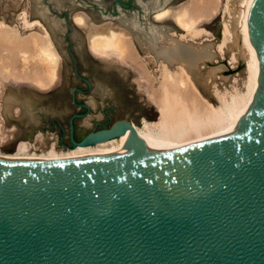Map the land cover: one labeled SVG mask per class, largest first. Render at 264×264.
Masks as SVG:
<instances>
[{"label":"water","instance_id":"1","mask_svg":"<svg viewBox=\"0 0 264 264\" xmlns=\"http://www.w3.org/2000/svg\"><path fill=\"white\" fill-rule=\"evenodd\" d=\"M178 1L30 0V19L44 22L62 56L63 79L45 92L8 87L2 113L15 135L5 148L42 129L69 147L127 132L136 142L116 155L0 158V264H264V79L232 129L147 151L132 127L158 112L134 89L133 70L90 56L71 19L79 8L114 19L141 53L147 45L157 61L181 63L214 101L209 77L228 81L237 69L212 62L220 16L203 23L215 39L182 42L167 33L182 31L171 18L151 17ZM249 32L264 69V0L254 1Z\"/></svg>","mask_w":264,"mask_h":264},{"label":"bare ground","instance_id":"2","mask_svg":"<svg viewBox=\"0 0 264 264\" xmlns=\"http://www.w3.org/2000/svg\"><path fill=\"white\" fill-rule=\"evenodd\" d=\"M18 1L19 0H6L1 8L2 16H6L5 10L8 13L9 6L16 7ZM197 1L201 2L203 0ZM210 1L212 5L209 6L211 7L209 13H207L209 10L207 11L206 9L211 2L209 4L207 3L208 5L204 7V5L198 4L196 1L183 0L178 3L166 4L165 8L153 11L151 17L159 21L171 18L175 25L183 31L177 33L175 30L169 29L167 30L168 35L177 36L182 42L191 40L197 44H204V42L213 40V38L207 37L202 41H195L192 36L199 35V33L202 32L206 35H210L209 32L200 25L204 21L208 22L215 17L219 8V2H222V38L215 43V51L218 52L219 56H214L212 59H215L216 62H220L228 55V63L231 67H235L239 59L242 58L244 61L243 70L246 72L244 80L245 90H235L229 94L226 92L221 93L219 87L227 80L209 77V89L212 94L218 98V102L216 101L213 103L197 88L194 78L181 63H171L164 57L159 58L157 61L155 54L145 45L141 58L147 66V71L143 69L142 73L144 71L148 73L149 75L147 74L146 76L150 79L152 77H150V74L153 75V79L150 83L151 88L148 86L150 89L145 86L147 83L143 85L138 79L137 89L138 91L145 92L146 99L155 106L158 116L151 120L142 117L140 124L132 127L135 134L139 137L140 146H142L144 150L151 151L153 148L161 146L168 148L181 147L189 143L203 141L221 135L225 133V131L235 127L236 124L243 119L260 92V87L264 79V69L260 54L256 50L251 38V33L249 32V14L252 11L255 0ZM193 2L194 4L196 2L197 5H202L206 8L203 10V12L205 11L206 13H201L200 10L202 9L197 12L196 10H192V8L197 6H193ZM204 2L203 4H205ZM28 3L29 2L25 3L19 13L11 12V18L13 20L15 18V21H18L20 24L16 29L13 27L10 28L9 33L11 32L15 36L12 48L15 46L14 48L17 49L16 52L20 55L21 59L24 60V63L27 61L28 56H30L34 58L35 65L32 66L34 62L32 63L29 59L31 62H28L32 64V68L30 67V70L24 69L26 65H22V67H20L22 69L17 68L18 71L15 74H12L14 73V69L7 67L10 63L2 66V69L0 68L1 71L8 69L6 70L7 75L12 76L8 82H5L8 79L6 78L4 82L1 81L0 83V158L41 161L56 160L61 158L116 155L117 153L126 152L134 147L136 139L131 132H127L124 137L115 135L93 143L73 145L65 149L61 148V150L55 147L54 142L43 147L42 144L45 138L44 134L41 133L34 143L22 140L18 141L14 151L5 152L1 149V147L5 146L6 142L15 135L14 125L12 123H4V113H2L3 98L8 87L12 86V82L16 84L25 82L37 91H49L57 86L61 79V56L57 53L58 50L56 51L50 32L43 21L38 20V18L30 20L25 16L27 15L25 14V10H27L25 8H27L26 6ZM72 19L74 23L82 29L84 37H86L88 50L93 56H97L107 63L117 62V64L120 65L130 64L127 57L131 56H129V54L127 55V53H130L129 43L130 41L131 43L133 42L134 36H132V33H130L127 27L119 24L114 19L95 21L91 19L88 12L81 9H76L72 13ZM3 24L5 26L8 25L0 19V26H3ZM5 29L6 28H4V30ZM0 34H2L1 31ZM189 35H191V37H189ZM7 45L10 47L12 43ZM132 46L133 45H131V47ZM10 49L11 47L9 50ZM133 49L136 48L134 47ZM27 51H30V53H26ZM6 52L4 55L5 60L9 58L8 52ZM12 52L13 51H11V54ZM16 52L14 54H16ZM226 52L228 54H226ZM133 53L130 55H133ZM11 54H9L11 56L10 59L13 61L14 59ZM135 54L133 56L136 58ZM138 64L139 63H137V65ZM140 66L142 67V65ZM138 73H140L139 77H143L140 71H138ZM238 76H241V74L237 73L229 77L228 80L230 81V79H233L234 81ZM149 78L147 81L148 83L150 81ZM0 80H2L1 76ZM12 87L19 88L20 86L15 85ZM188 88L191 90H188ZM237 88L238 87H236V89ZM157 91H160V95L158 94L156 96L155 93Z\"/></svg>","mask_w":264,"mask_h":264},{"label":"rangeland","instance_id":"3","mask_svg":"<svg viewBox=\"0 0 264 264\" xmlns=\"http://www.w3.org/2000/svg\"><path fill=\"white\" fill-rule=\"evenodd\" d=\"M181 1H183V0H180V2ZM192 1H196L198 4H202V5H204V7L205 6H207L211 1L209 0H203V1H201V2H198L197 0H192ZM205 1V2H204ZM223 2L225 1V0H222ZM5 2H6V0H0V19H1V21H4V23L5 24H8V25H4L3 24V26H0V31H1V33L2 34H0V50H1V52H0V55H2V56H0V68L2 69V66H4L5 64H7V63H10V65H7V67L8 68H10V69H14V73H12V74H15L17 71H18V69L17 68H20V67H22V65H26L25 67L26 68H24V69H28V70H30L31 68H32V66H34L35 65V62H34V58H32V57H30V56H28V59H27V61L24 63V60L23 59H21V57H20V55L16 52V48H12V46H13V44H14V41H15V39H14V35L10 32L9 33V30H10V28H17L18 26H19V22L18 21H15V18H14V20L11 18V12H14V13H19L21 10H22V7L25 5V3L26 2H29L28 4H27V8H25V9H27V10H25L26 11V13L25 14H27V15H25V16H27L29 19H30V15H31V4H32V2H30L29 0H19L18 1V5L16 6V7H13V6H9V10H8V13H7V11L5 10V17H3L2 16V5L3 4H5ZM179 2V1H178ZM178 2H176V3H178ZM195 2V4H194V2H193V6H196L197 5V3ZM203 2L205 3V4H203ZM208 3V4H207ZM221 4H223L222 2L220 3L219 2V8H218V10H217V14L215 15V17L214 18H216L218 15L220 16V34H221V30H222V25H221V20H222V5ZM202 5H197L196 7H194V8H192V10H196V12L197 11H199L200 9H202V10H200L201 11V13H206L205 11L203 12V10H205L206 8H204ZM210 5H212V2L207 6V11L209 10V9H211V7H209ZM215 5H216V3H215ZM200 6H202V7H200ZM200 7V8H199ZM204 8V9H203ZM79 9H81V8H79ZM198 9V10H197ZM76 10V9H75ZM81 10H84V9H81ZM85 11V10H84ZM74 12V11H73ZM72 12V13H73ZM87 12V11H86ZM210 12V10L207 12V13H209ZM72 13H71V19H72ZM152 13L153 12H151V15H152ZM15 17V16H14ZM214 18H212L210 21H212ZM28 19V20H29ZM33 19H37L36 17L35 18H31L30 20H33ZM38 20H40V19H38ZM210 21H208V22H210ZM16 22H17V24H16ZM73 22H74V20H73ZM208 22H203V23H208ZM44 23V22H43ZM203 23H201V25L200 26H202L203 28H205L208 32H209V34L210 35H206L205 33H199V35H194V36H192V38L196 41H202V40H204L205 38H213V39H215V34H214V32L211 30V29H209L206 25H204ZM15 25V26H14ZM2 27H4V28H6L5 30H4V28H2ZM178 27V26H177ZM8 28V29H7ZM80 28V27H79ZM3 31H2V30ZM81 29V28H80ZM82 30V29H81ZM177 33H179V32H183V31H177V30H175ZM5 32V33H4ZM83 32V31H82ZM3 34H4V36H5V34H6V36L9 38V40H8V38L5 36H3ZM84 34V33H83ZM2 35V36H1ZM50 36H51V34H50ZM197 36V37H196ZM13 37V38H12ZM189 37H191V35H189ZM11 38V39H10ZM52 38V37H51ZM221 38H222V34H221ZM221 38H219V39H221ZM13 39H14V41H13ZM53 39V38H52ZM85 39H86V37H85ZM5 40V41H4ZM6 40H8L9 41V43H8V41H6ZM10 40H11V43H12V45H10L11 43H10ZM4 41V42H3ZM133 42V44L131 43V41H130V48H129V52L130 53H127V55L129 54V56H131V57H127V60H128V62L130 63L129 65L128 64H122V65H120V64H117V62H113V63H109V64H117V65H120V66H123V67H126V68H128V69H130L131 71L133 70L134 71V74L132 75V78H131V80H132V82H133V86H134V89L136 90V91H138V89H137V84H138V79H139V82L141 83V84H143V85H145L146 83V87L148 88V89H150L151 88V80L153 79L152 77H153V75H151L150 74V77H151V79H150V81H149V83L147 82L148 81V78H147V74L148 73H145V71H147L146 69H147V66L145 65V62H144V60L141 58L142 56V54H143V52L141 53L140 51H139V49H138V47L136 46V44H135V41L134 40H132ZM9 44L10 45V47H11V49L9 50V46L7 45V44ZM53 43H54V40H53ZM5 44H6V46H5ZM131 45H133L132 47H131ZM3 46V47H2ZM86 46H87V42H86ZM7 47V48H6ZM54 47H55V49H56V51H57V48H56V45H55V43H54ZM136 48V49H133V48ZM3 49V50H2ZM13 49V50H12ZM87 49H88V47H87ZM133 49V50H132ZM8 50V51H7ZM137 50V51H136ZM8 52V56H9V58H7L6 60H5V52ZM11 51H13L12 52V54H11ZM131 51H132V53H133V55L135 54V56H136V58L133 56V55H130V54H132L131 53ZM136 51V52H135ZM4 54H3V53ZM6 52V53H7ZM16 52V54H14ZM30 53V51H27L26 53ZM88 52H89V50H88ZM228 52V51H227ZM226 52V54H228ZM2 53V54H1ZM57 53H59V51H57ZM9 54H11L12 55V58L15 60H13L12 61V59H10L11 58V56L9 55ZM13 54H14V56H13ZM60 54V53H59ZM89 54H90V56H92L94 59H96V60H99V61H102V62H105V61H103V60H101V59H99L97 56H93L90 52H89ZM139 54V55H138ZM19 56V57H18ZM61 56V55H60ZM2 57V58H1ZM19 60H18V59ZM225 58H226V60H227V63H228V55H226L225 56ZM32 61V63H33V65L31 64V63H29L28 61H30V60ZM224 59V58H223ZM222 59V60H223ZM61 60H62V56H61ZM130 60H132V61H130ZM221 60V61H222ZM5 61V62H4ZM9 61V62H8ZM30 61V62H31ZM212 62L213 63H217L216 61H215V59H212ZM4 63V64H3ZM12 63H15V64H12ZM105 63H107V62H105ZM137 63H139L138 65H139V67H138V65H137ZM141 63H143V64H141ZM14 66H12V65ZM30 64V65H29ZM29 65V66H28ZM32 65V66H31ZM125 65V66H124ZM135 65H137V66H135ZM140 65H142V67L140 66ZM228 66H229V68H231V69H233V68H235V67H237V69H235V71L232 73V75L231 76H233V75H235V74H237V73H240L241 74V76H238L234 81H233V79H230V81L228 80V81H226L225 83H223V87L222 86H220L219 87V91L221 92V93H223V92H226L227 94H229L230 92H233V91H235V90H238V91H242V90H245V76H246V72H245V70H243V67H244V61H243V59L241 58V59H239V61H238V63H237V66H235V67H231L230 66V64L228 63ZM12 67V68H11ZM31 67V68H30ZM132 67V68H131ZM136 68V69H135ZM140 68V69H139ZM1 69H0V72H1V74H0V76H1V79L2 80H0V83H1V81L2 82H4L5 80H6V78H8L5 82H8L9 80H10V77H12V76H8L7 75V71L6 70H8V69H4V71H1ZM16 69V70H15ZM20 69H22V68H20ZM143 69L145 70L143 73H142V71H143ZM138 71H140L141 72V74L143 75V77H139L140 76V73H138ZM2 73H4V74H2ZM60 75H61V79H60V81H59V84H61L62 83V79H63V75H62V61H61V69H60ZM145 75V76H144ZM149 75V74H148ZM6 76V77H5ZM230 76V77H231ZM141 78H142V80H141ZM12 79V78H11ZM146 82H145V81ZM232 81V82H231ZM137 82V83H136ZM145 82V83H144ZM235 82V83H234ZM59 84L57 85V86H55L54 88H52L51 90H53V89H55L56 87H58L59 86ZM15 85H19L20 87H22V86H28V87H30L29 85H27L25 82H22V83H19V84H16L15 82H12V86H15ZM22 85V86H21ZM150 88H149V87ZM244 86V87H243ZM236 87H238L237 89H236ZM234 88V89H233ZM190 88H188V90H189ZM240 89V90H239ZM51 90H49V91H51ZM191 90V89H190ZM226 90V91H225ZM37 91V90H36ZM38 92H41V91H38ZM42 92H45V91H42ZM189 92H192V91H189ZM156 96L159 94L160 95V91H157L156 93ZM203 94V93H202ZM204 95V94H203ZM204 96H206V95H204ZM214 96V95H213ZM215 97V99H214V101H212L210 98V100L213 102V103H215L216 101L218 102V98L216 97V96H214ZM217 98V99H216ZM146 101L148 102V100L146 99ZM148 104L149 105H153L152 103H149L148 102ZM153 109H155V106L153 105ZM156 110V109H155ZM157 111V110H156ZM157 116H158V113H157ZM157 116L155 117V118H157ZM142 117H145L146 119H148V120H151V119H155V118H148L144 113L143 114H141L140 115V117H139V120L141 121L142 120ZM11 124V123H10ZM139 125V124H138ZM41 133H43L44 134V143L42 144V146L43 147H46L47 145H49L51 142H54V144H55V147L57 148V149H59V150H61V148L62 149H65V148H67V147H69V146H67L66 144H64L61 140H59L58 139V137L56 136V134L53 132V130H50V129H42V130H39V131H37V132H35V134H34V138L33 139H27V138H21V139H18L17 140V142H16V144L18 143V141H27V142H31V143H34V142H36V140H37V138H38V136L41 134ZM37 143H39V142H37ZM16 144H15V147H16ZM15 147L13 148L14 150H15ZM1 149H3V151H9V152H11V151H14V150H8V149H6L5 148V146H3V147H1Z\"/></svg>","mask_w":264,"mask_h":264},{"label":"flooded vegetation","instance_id":"4","mask_svg":"<svg viewBox=\"0 0 264 264\" xmlns=\"http://www.w3.org/2000/svg\"><path fill=\"white\" fill-rule=\"evenodd\" d=\"M85 135H86V134H85ZM83 136H84V135H83ZM83 136H82V137H83ZM82 137H80L79 139H81ZM74 139H75L76 141H79V139H77L75 135H74ZM68 142H69V144H70V146H71L72 143L70 142V140H69Z\"/></svg>","mask_w":264,"mask_h":264}]
</instances>
